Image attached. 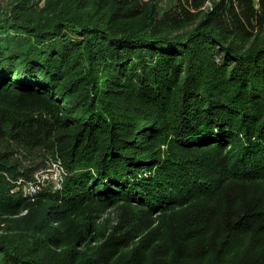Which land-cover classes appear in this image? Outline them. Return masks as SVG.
<instances>
[{"label": "trees", "instance_id": "obj_1", "mask_svg": "<svg viewBox=\"0 0 264 264\" xmlns=\"http://www.w3.org/2000/svg\"><path fill=\"white\" fill-rule=\"evenodd\" d=\"M162 1L0 0V264H224L241 229L262 251L234 262L264 264V25L241 31L225 0L175 22ZM189 150L212 154L168 155ZM56 161L23 221L21 185ZM128 202L144 230L96 229Z\"/></svg>", "mask_w": 264, "mask_h": 264}, {"label": "rangeland", "instance_id": "obj_2", "mask_svg": "<svg viewBox=\"0 0 264 264\" xmlns=\"http://www.w3.org/2000/svg\"><path fill=\"white\" fill-rule=\"evenodd\" d=\"M218 1L221 2L222 0H163L162 4L164 5L165 9L168 8V12L166 16L169 18L168 13H173L175 17H179L175 20V22L183 23L187 20H192L195 16L203 11L206 12L207 10L211 9L213 4ZM227 3H232V8L226 9L223 8L222 15L228 18V15L233 14V17H244V27L241 28V31L251 30L252 27H260L264 25V0H225ZM225 4V3H224ZM247 5H252L253 10L252 14L249 15L248 13L250 10L247 9ZM226 6V5H225ZM230 17L229 19H231ZM172 19V17H170ZM172 24L174 23L173 20H170ZM253 25V26H251ZM264 27V26H263ZM188 149H193L188 147ZM208 154H212L208 150H189L187 152H178V153H170L173 159H176L177 163L179 159H184L188 156H194L196 160L203 159L204 156ZM183 168L189 167L193 173L197 172L199 166H193L190 163H184L181 165ZM64 175V169L61 164L56 161L51 164L50 167L46 168L45 171H39L35 173V180L29 182L28 184L21 185L22 190L32 192L31 198L28 200L29 205L26 209H24L21 213H18V216L23 215L25 218L23 221L32 222L39 219L40 214V206L37 200V196L34 194H38V190H43L46 186H51L54 190L61 188V181ZM183 176L182 173L178 174L176 177V189L181 193H185V191H191V188L188 187V180ZM224 200V199H223ZM132 204H122L121 207H114L108 206L105 209L101 208L96 213V229L103 230L106 229L107 231L112 230L113 226H117V221L123 219L125 222L123 223H130L139 225L141 223V228L137 231V234L144 230V226L146 225V219L144 218V214L140 207L133 202H128ZM223 207H225L224 202ZM63 204V202H62ZM65 213L68 214V208L65 209ZM148 218V217H147ZM66 219L61 225L59 226L58 237L61 242H67L69 238V234L67 233V225L73 223L76 225L75 218L71 221ZM67 223V224H66ZM110 228V229H109ZM56 232L58 230H55ZM260 235V234H259ZM258 233L253 231L245 232V230H235L231 236L226 237L224 233L220 235V238L217 239V246L216 248L219 249L222 257L227 261L224 264H236L234 261L241 258L243 262H246L250 259H254L255 256L259 255L262 249L259 247L261 245L260 238L256 240ZM261 236V235H260ZM263 236V235H262ZM255 239V241L253 240ZM228 243V244H227ZM258 249V250H257ZM233 262V263H232Z\"/></svg>", "mask_w": 264, "mask_h": 264}, {"label": "built area", "instance_id": "obj_3", "mask_svg": "<svg viewBox=\"0 0 264 264\" xmlns=\"http://www.w3.org/2000/svg\"><path fill=\"white\" fill-rule=\"evenodd\" d=\"M28 192V191H27ZM31 193V192H30Z\"/></svg>", "mask_w": 264, "mask_h": 264}]
</instances>
